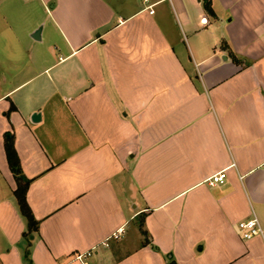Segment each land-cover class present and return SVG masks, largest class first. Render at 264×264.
<instances>
[{
    "label": "crops",
    "instance_id": "0c3cea01",
    "mask_svg": "<svg viewBox=\"0 0 264 264\" xmlns=\"http://www.w3.org/2000/svg\"><path fill=\"white\" fill-rule=\"evenodd\" d=\"M5 2L0 264H264V0Z\"/></svg>",
    "mask_w": 264,
    "mask_h": 264
},
{
    "label": "trees",
    "instance_id": "16d2710c",
    "mask_svg": "<svg viewBox=\"0 0 264 264\" xmlns=\"http://www.w3.org/2000/svg\"><path fill=\"white\" fill-rule=\"evenodd\" d=\"M205 11L207 14L212 15L209 3L204 5ZM5 154L7 159L8 167L15 177L16 181V190L14 191V197L17 202V206L21 216L25 219L27 224V230L29 232L37 231L38 223L33 217V214L27 204L26 193L30 184V181L26 180L21 175L19 159L14 149L13 137H5Z\"/></svg>",
    "mask_w": 264,
    "mask_h": 264
},
{
    "label": "built area",
    "instance_id": "2783aa9c",
    "mask_svg": "<svg viewBox=\"0 0 264 264\" xmlns=\"http://www.w3.org/2000/svg\"><path fill=\"white\" fill-rule=\"evenodd\" d=\"M144 3H147V0H143ZM152 14L153 11H150ZM226 178L225 172H219L218 174L213 175L208 179V185L211 187H214L216 185L222 184ZM238 230L241 234V237L244 241H249L256 237H264V230H262L261 225L259 223V220L255 215H252V217L246 221H242L238 224ZM119 234H114L112 238L118 239ZM90 254H84L82 256H79L78 259H83L85 257H88Z\"/></svg>",
    "mask_w": 264,
    "mask_h": 264
},
{
    "label": "water",
    "instance_id": "95a60500",
    "mask_svg": "<svg viewBox=\"0 0 264 264\" xmlns=\"http://www.w3.org/2000/svg\"><path fill=\"white\" fill-rule=\"evenodd\" d=\"M40 32H41V29H37L32 35H31V38L34 40V41H39L40 40ZM40 119V115L39 114H36L32 117V122H37L39 121Z\"/></svg>",
    "mask_w": 264,
    "mask_h": 264
},
{
    "label": "rangeland",
    "instance_id": "374dc122",
    "mask_svg": "<svg viewBox=\"0 0 264 264\" xmlns=\"http://www.w3.org/2000/svg\"><path fill=\"white\" fill-rule=\"evenodd\" d=\"M5 5L9 6V5H12V4H18V5H23L24 2H22V0H6V2L4 3ZM133 230V229H132ZM130 231L131 234L133 231Z\"/></svg>",
    "mask_w": 264,
    "mask_h": 264
}]
</instances>
